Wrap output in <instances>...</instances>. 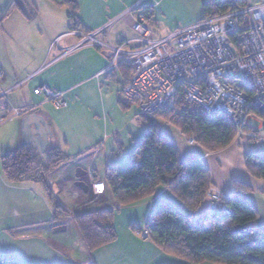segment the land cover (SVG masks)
Returning <instances> with one entry per match:
<instances>
[{
  "label": "crops",
  "instance_id": "0c3cea01",
  "mask_svg": "<svg viewBox=\"0 0 264 264\" xmlns=\"http://www.w3.org/2000/svg\"><path fill=\"white\" fill-rule=\"evenodd\" d=\"M140 1L78 0L79 29L85 33L99 30ZM11 2L0 0V69L5 74L2 88L8 90L36 76L11 92L7 100L0 101V115L7 114L11 108L21 109L40 103L42 98L33 92L42 85L56 92H65L68 106L57 110L51 103L44 104L24 116L25 119L36 118L28 125L29 130L24 124L25 119H20L19 122L12 121L8 132H0V254L19 264H191L165 254L157 244L142 240L137 233L158 205L171 206L187 213L170 191L159 188L152 197L120 210L116 209L108 188L97 197L93 194L89 173L94 182L105 183L107 169L129 162L145 134L137 106L127 102L121 105V92L129 73L125 66L128 65L121 63L105 72L111 64L112 53L90 45L57 60L64 49L80 41L79 37L72 36L54 45L59 37L73 30L69 8L60 7L53 0H26L29 18L20 11L5 17ZM206 2L148 1L153 6L154 32L158 18L168 16L165 8H170V11L174 7L193 10L196 15L193 22L169 27L159 38L200 22ZM135 17L136 14L126 15L112 26L106 34L112 45L135 39ZM45 66L47 68L40 72ZM25 131L39 132V135H27ZM43 132L46 141L41 139ZM161 132L177 146L183 163L198 158L207 165L216 193L224 198L238 194L255 207L259 218L251 228L264 230V182L251 177L245 164L247 154L264 155V148L241 137L225 150L207 153L189 145L180 132ZM22 148L34 150L43 163L52 150L61 152L68 161L48 173L42 182L9 184L3 174L2 157ZM78 170L86 173L80 180L74 175ZM79 181L87 184L88 193L76 187ZM236 182L252 191L237 192ZM49 191L65 211L73 214L116 210V240L93 253L89 252L74 223L53 221ZM211 206L207 200L195 214V219L200 221L210 214ZM59 226H65L66 232H54Z\"/></svg>",
  "mask_w": 264,
  "mask_h": 264
},
{
  "label": "trees",
  "instance_id": "16d2710c",
  "mask_svg": "<svg viewBox=\"0 0 264 264\" xmlns=\"http://www.w3.org/2000/svg\"><path fill=\"white\" fill-rule=\"evenodd\" d=\"M53 1L60 7L69 8L71 29H79L78 0ZM232 1L207 0L203 6L202 20L226 13ZM26 8V0H12L5 17L20 11L29 18ZM148 10L152 18L153 8L148 7ZM125 67L129 72L128 82L131 68ZM121 105H125L122 95ZM168 112H173V116ZM154 116L170 120L183 137L194 139L196 145L208 153L227 149L238 136L236 128L227 117L194 116L180 103L175 109ZM140 120L145 126V134L131 160L108 168L105 183H101L112 193L116 209L150 198L159 188L167 189L180 200L187 213L171 206L158 205L145 225L151 241L165 254L191 264H264V230L251 228L259 218L257 209L238 194L232 198L222 196L218 208L224 207L226 212L221 216L207 214L197 221L195 214L207 202V193L212 186L209 168L198 158L183 163L177 146L162 134L152 116L140 115ZM67 161L68 158L61 152L52 150L43 163L34 150L22 148L3 156L1 163L6 181L18 185L42 182L46 174L62 167ZM245 164L251 177L264 182V155L247 154ZM234 186L237 192L252 191L238 182ZM49 201L54 211L53 221H65L70 212L62 208L50 191ZM115 211L109 209L78 213L75 216L74 224L89 252L93 253L116 240ZM142 230L138 228L137 233L140 234ZM0 264L19 263L0 254Z\"/></svg>",
  "mask_w": 264,
  "mask_h": 264
},
{
  "label": "built area",
  "instance_id": "2783aa9c",
  "mask_svg": "<svg viewBox=\"0 0 264 264\" xmlns=\"http://www.w3.org/2000/svg\"><path fill=\"white\" fill-rule=\"evenodd\" d=\"M148 1L141 0L123 16L94 32L73 29L62 35L54 45L72 36L79 37L80 41L64 49L57 60L87 45L107 50L113 58L105 72L121 63L131 68L130 78L121 95L125 102L135 103L141 115L150 117L173 110L180 103L194 116L227 117L238 132L237 138L253 141L263 149L264 0H233L226 13L201 20L163 38H155L148 10L153 6ZM134 14L135 39L112 45L106 37L107 31L124 16ZM104 37L105 40L100 39ZM35 76L4 90L5 74L0 69V101L7 100L11 92ZM33 93L42 101L21 109H9L7 114L0 115V128L44 104L51 103L57 110L68 106L65 92H56L42 85ZM252 122L258 124L256 129ZM189 144L194 146V141H189ZM91 175L89 173L91 187L97 197L105 188L103 184L95 183ZM207 195L213 201L210 214L221 216L226 212L224 207L219 209L216 204L220 194L210 188ZM142 232V239H147L148 232Z\"/></svg>",
  "mask_w": 264,
  "mask_h": 264
},
{
  "label": "rangeland",
  "instance_id": "374dc122",
  "mask_svg": "<svg viewBox=\"0 0 264 264\" xmlns=\"http://www.w3.org/2000/svg\"><path fill=\"white\" fill-rule=\"evenodd\" d=\"M164 11H166V14H168V16H167V18H165V17H163L162 19H159L158 18V23H157V28H156V30H155V38H159V36H163L166 32H164L165 30H167L169 27H176V26H183V25H187L188 23H191V22H193L194 20H195V12L193 11V10H191V11H185V10H179L178 8H176V7H174V9H173V11H170V8H165V10ZM202 12L200 11V14H201ZM200 14H199V19H200ZM160 17H161V14L159 15ZM124 18V17H123ZM122 18V19H123ZM198 19V20H199ZM198 20H196L195 22H197ZM154 23V22H153ZM112 28V27H111ZM110 28V29H111ZM154 28V27H153ZM110 29L107 31V33L110 31ZM101 40H105V38H100ZM55 44V43H54ZM133 104V103H132ZM134 105H136L135 103H134ZM137 106V105H136ZM171 111V110H170ZM168 113H171V112H168ZM157 114V113H156ZM173 114V112L171 113V115ZM155 115V114H154ZM152 116V118L155 120V122L157 123V125L159 126V128L163 131V132H180V131H178L173 125H172V123L171 122H169L170 120H165L164 118H162V117H160V116ZM173 116V115H172ZM151 117V116H150ZM166 117H171V116H169V115H167ZM21 119V121L22 120H24L25 119V117L23 118H19V119H16L18 122H19V120ZM12 122H9V123H7L6 125H4V126H2L1 128H0V132H8V130H10V128H11V126H12ZM22 124V123H21ZM255 129L258 127V124L257 123H253L252 122V124H251ZM172 130H170L169 131V129H168V127ZM181 134V133H180ZM183 138H185V137H183ZM186 139V141L188 142V144H189V141H191V140H193L194 141V139H187V138H185ZM249 143H253V141H248ZM190 145V144H189ZM194 145L195 146H197V147H199L198 145H196V143H195V141H194ZM191 146H193V145H191ZM200 148V147H199ZM208 153V152H207ZM47 157H48V155H47ZM47 157H46V159H45V162L47 161ZM40 171V170H39ZM47 175V174H46ZM74 175H76V172H75V174ZM96 183V182H95ZM211 189H214L213 188V186H211L210 187ZM93 189V188H92ZM167 190V189H166ZM215 192V191H214ZM216 193V192H215ZM221 198H222V195H221ZM221 198L218 200V203L216 202V204L218 205L219 204V202L221 201ZM207 200L208 201H210V203H211V205L213 204V201H212V199L210 198V197H208V195H207ZM75 214V213H74ZM199 216L197 215V218H198ZM74 215H73V212H70V215L68 216V217H66V219H65V221H68L69 223H74ZM146 225V224H145ZM62 227H64V226H59V227H57L56 229H58V228H62ZM143 230L142 231H146V232H148L146 229H145V226H143V228H142ZM66 232V231H65ZM142 234H143V232H141L140 234H139V236H140V238L142 239ZM143 240V239H142ZM146 240H151V238H150V236H149V232H148V238L147 239H145V241Z\"/></svg>",
  "mask_w": 264,
  "mask_h": 264
},
{
  "label": "water",
  "instance_id": "95a60500",
  "mask_svg": "<svg viewBox=\"0 0 264 264\" xmlns=\"http://www.w3.org/2000/svg\"><path fill=\"white\" fill-rule=\"evenodd\" d=\"M34 119L36 120L35 116H31V117H28L27 119H25V121H24L25 126L28 128V125L32 123L31 120H34ZM28 130H29V128H28ZM46 131H47V130H46ZM25 134H27V135H31V134L39 135V132H28V131H25ZM41 136H42L41 139H44V140L46 141V134H45V132L41 133ZM44 140H43V141H44ZM34 141L36 142L37 145H39V144H38V143H39L38 140L34 139ZM42 143H43V142H42ZM85 175H86L85 172H83L82 170H78V171H77V174H76V178L80 180V179H82ZM75 185H76V187L79 188L83 193H88V191H89V187L87 186L86 183L79 181V182H77ZM66 229H67V228L64 226V227H62V228L55 229L54 232H56V233H61V232H65Z\"/></svg>",
  "mask_w": 264,
  "mask_h": 264
},
{
  "label": "bare ground",
  "instance_id": "6f19581e",
  "mask_svg": "<svg viewBox=\"0 0 264 264\" xmlns=\"http://www.w3.org/2000/svg\"><path fill=\"white\" fill-rule=\"evenodd\" d=\"M78 214V213H77Z\"/></svg>",
  "mask_w": 264,
  "mask_h": 264
}]
</instances>
